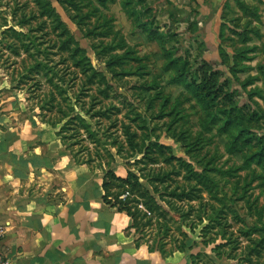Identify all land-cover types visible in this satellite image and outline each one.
Listing matches in <instances>:
<instances>
[{
    "label": "rangeland",
    "instance_id": "374dc122",
    "mask_svg": "<svg viewBox=\"0 0 264 264\" xmlns=\"http://www.w3.org/2000/svg\"><path fill=\"white\" fill-rule=\"evenodd\" d=\"M48 1L93 65L141 115L139 119L146 124L143 130L146 142L150 138L171 148L175 157L172 163L181 169L177 180L187 181L186 167L195 175L190 180L196 183L201 197L189 202L177 201L185 209L188 204L194 207L186 221L172 217L175 210L165 202L168 195L163 200L158 193H149L147 190L152 185L144 178L140 179L141 184L135 182L134 189L129 190L131 196L137 197L140 203L148 200L155 206L151 214L142 208L148 216L155 215L152 224L146 226L145 234L137 233L141 243L163 257L173 256L180 264H192L191 256L197 257L196 264H254L255 258L253 261L244 258L250 240L240 230L254 224L262 228L261 221H264V35L260 32L264 28V3L254 0H75L80 6L78 9L64 6L59 0ZM1 3L0 20L8 10L5 2ZM78 13L87 14L86 23H77L71 18ZM8 17L11 23L9 12ZM95 24H101L106 32L94 37L87 35L86 27ZM15 29L21 30L17 26ZM99 39L105 43L118 41L123 48L126 44L132 52L117 62L114 68L117 74L108 66L110 56L99 54ZM123 48H118V53ZM5 55L4 52L3 59ZM136 65L142 68L143 75L137 74ZM9 68L7 71L0 64L3 88L0 102L7 112L8 124L32 135L40 150L54 159L64 150L73 158L56 130L41 122L37 109L30 110L26 101L28 93L12 89ZM178 69L195 83L203 98L201 102L184 85L172 81ZM133 81L153 82L150 83L153 88L141 90L130 83ZM168 96L165 105L162 98ZM127 111L128 107H124L117 112V117L133 124L132 118L126 116ZM80 114L93 124L94 119ZM106 122L103 119L101 126H106ZM93 127L100 142L103 128L95 124ZM134 128L137 129L135 124ZM137 130L141 134L142 129ZM118 131L122 135L121 124ZM83 139L94 157L91 170L104 174V166L98 165L95 154L98 142L88 137ZM79 147L78 143L74 149ZM107 147L105 153L110 152L113 157L108 168L123 173L122 177L128 170L140 173L138 167L143 164H129L117 154L115 147ZM82 155L86 156V152ZM160 167L171 166L160 160L157 164H147L145 171ZM202 203H206L204 213L197 210ZM213 205L225 209L230 226L223 237L213 229L207 234L213 240L205 243L202 227L210 221L208 212ZM234 212L240 220L234 219ZM166 221L167 234L159 225ZM229 235L232 239L228 240ZM252 236L258 237L259 233L253 231ZM162 245L164 254L160 251Z\"/></svg>",
    "mask_w": 264,
    "mask_h": 264
},
{
    "label": "trees",
    "instance_id": "16d2710c",
    "mask_svg": "<svg viewBox=\"0 0 264 264\" xmlns=\"http://www.w3.org/2000/svg\"><path fill=\"white\" fill-rule=\"evenodd\" d=\"M1 2H5L3 4L8 10L4 11L0 20V60H2L0 64L7 71L11 67L9 83L12 85V89L28 93L26 101L30 110L37 109L36 115L41 122L56 130V135L59 136L62 144L70 151L71 156L78 164L91 166L94 157L91 156L90 147L83 143L85 141L83 138L88 137L98 142L96 137L98 133L93 124L103 128V139L95 147V154L98 158V165L104 166L102 187L105 191V202L130 215L134 219L133 227L136 232L143 236L146 226L152 224L155 214L148 216L142 209H139L138 205L141 201L137 197L131 196L130 189H134L135 182L141 184L140 179L144 178L152 185V189L147 190L149 193H158L159 198L163 200L167 195L169 196L165 198V202L172 210H175L172 217L186 221L194 207L188 204V208L185 209L177 201L188 200L189 202L201 197L196 183H192L190 180L191 176L195 177L194 173L186 167L184 178L187 181L180 183L177 180L176 175L181 172V169L172 163L175 157L172 155L171 148L150 138L146 142V137L143 136L146 124L139 119L142 118L141 115H138L129 101L93 65L78 40L55 13L52 4L48 0H0V6ZM59 2L64 6L70 5L72 8L79 9L80 7L75 0H59ZM8 12L12 17L11 23ZM78 14L71 15V18L77 23H86L87 14ZM16 26L21 30H16ZM101 26V24H95L86 27V34L94 37V34L105 33V29ZM99 40L98 44L101 48L99 54L106 58L110 56L107 59L108 66L113 74H117L114 69L117 62L132 55V52L129 51L128 45L125 44V48H123L124 46L122 45V47L118 41L105 43L103 39ZM118 48H123L124 51L118 53ZM4 52L6 55L3 59ZM55 56H58L59 59L56 60ZM140 60L141 58L137 61ZM135 68L139 70L137 74H144L141 67L136 65ZM176 71L172 81L184 85L188 89V93L201 102L203 98L195 83H191L188 75L181 69ZM69 73L71 75L67 76L66 74ZM25 83L26 85H23ZM130 83H134L141 90L153 88L150 87V83L153 84V82L137 83V81H133ZM45 84L49 86L47 89L42 87ZM169 98V96L166 99L162 98L165 105L168 104ZM164 103L163 106H165ZM173 103L175 105L176 101ZM124 107H128L126 116L129 119L132 118L133 124L125 123L117 117V112ZM80 112L94 119L93 124L88 123ZM112 115L115 117L112 118ZM95 118L98 119L95 120ZM103 119L107 121L106 126H101ZM119 123L122 127V135L118 131ZM134 124L137 129H142L141 134L134 128ZM112 127H116L115 130L111 131ZM182 135L184 136V132ZM78 143L80 147L75 150L74 146ZM107 146L115 147L117 154L126 159L129 164L138 166L143 164L144 166L138 167L140 173L128 170L127 175L122 177L112 168H108L112 161L110 158L113 157L110 152L105 153ZM83 151L86 152V156L82 155ZM137 155L141 157L136 158L133 162L130 161ZM160 160L169 163L171 167L152 168L150 171H145L147 164H157ZM172 182H174L173 186ZM114 186L116 189H113ZM170 186L172 187L170 188ZM126 191L129 192V195L123 199L121 195ZM151 196L155 197L152 194ZM142 203L151 213L155 211V206L148 200H144ZM205 205L206 203H202L197 210L206 212ZM161 208L163 209V207ZM233 217L236 221L240 220V216L235 212ZM208 218L210 221L202 227L203 235L206 236L204 242L208 243L213 240L214 237L207 238V234L213 229H215L216 235L219 233L222 235L221 237L226 236L227 227L230 225L225 216V209L211 206ZM167 223L166 221L159 224L166 234L169 229ZM261 224L262 228L258 224H254L253 226L246 225L240 230L250 240V243L246 245L247 253L244 258L250 261L255 258L254 264H264V221H261ZM253 231L258 232L259 236L253 237ZM230 235L232 236L233 232ZM230 235L228 240L232 239ZM160 251L165 253L163 245L160 247ZM196 258L191 256L192 264H196Z\"/></svg>",
    "mask_w": 264,
    "mask_h": 264
},
{
    "label": "crops",
    "instance_id": "0c3cea01",
    "mask_svg": "<svg viewBox=\"0 0 264 264\" xmlns=\"http://www.w3.org/2000/svg\"><path fill=\"white\" fill-rule=\"evenodd\" d=\"M6 114L0 102V252L12 264H180L150 251L134 219L105 202L103 174L65 150L49 156Z\"/></svg>",
    "mask_w": 264,
    "mask_h": 264
},
{
    "label": "built area",
    "instance_id": "2783aa9c",
    "mask_svg": "<svg viewBox=\"0 0 264 264\" xmlns=\"http://www.w3.org/2000/svg\"><path fill=\"white\" fill-rule=\"evenodd\" d=\"M127 195H129V192L128 191H126L125 193H123L121 195V197L123 199H125ZM138 206L141 209L143 208L145 210V212H147L148 214H151V212L148 209H146L142 203H139ZM0 264H12V261H11L10 257L7 254H5L3 252H0Z\"/></svg>",
    "mask_w": 264,
    "mask_h": 264
}]
</instances>
